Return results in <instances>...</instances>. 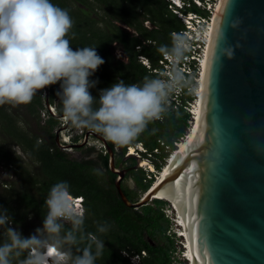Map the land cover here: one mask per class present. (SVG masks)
Masks as SVG:
<instances>
[{
  "label": "trees",
  "instance_id": "obj_1",
  "mask_svg": "<svg viewBox=\"0 0 264 264\" xmlns=\"http://www.w3.org/2000/svg\"><path fill=\"white\" fill-rule=\"evenodd\" d=\"M78 6H70L66 0H52V3L68 11L73 21L69 33L70 47L73 50L82 47H97V53L105 63L101 65L90 80H98L94 88L89 89L91 95L98 99L100 91L112 86L118 80L126 85L140 84L148 78H156L143 65L138 55L145 54L156 66L161 54L158 48L162 45L171 46L172 31L183 27L181 20L170 11L167 0H75ZM101 10V19L91 16V12ZM99 21L104 26H99ZM150 21V24L144 23ZM129 26L133 32L126 31L122 24ZM116 41L121 49L129 55L124 61L113 53ZM141 45L138 50L137 46ZM60 82L38 90L28 104L14 105L5 103L0 105V140L21 146L30 156L38 161V173L28 175V182L23 189L10 187L0 194V208L6 209L16 225H24L30 213L37 215L42 221L47 213L44 204L51 187L67 181L70 193L85 197L84 232L97 236L104 241L103 254L96 260V264H132L129 254L147 251L143 257V264H175L173 257L177 251L175 237L169 235L171 221L167 217L164 206L169 204L163 199L139 208L128 207L119 195L115 185L117 175L109 168L110 151H100L96 159H73L57 145L55 129L60 123L58 116H62V104L57 101ZM48 90L45 96L44 92ZM47 99L50 104H57V115L49 112ZM28 108V116H34L35 124L43 128L45 141L29 128V118L24 116L21 107ZM98 106V105H96ZM12 109V111H11ZM43 111L47 112L45 120ZM191 113L175 103L168 105L162 120L149 123L147 129L131 144L120 147L107 141L113 149L116 166L129 168L122 187L132 201H138L142 193L155 182L152 172L142 167L136 168L140 159L148 158L160 172L166 164V159L178 148V143L187 135L191 126ZM20 122H25L23 127ZM85 133L90 131L83 128ZM76 141H78L76 139ZM142 144L148 153L141 157L128 154V146ZM106 146V144H105ZM80 149L79 144L74 145ZM157 149V151H156ZM94 151L88 147L87 151ZM128 159L126 160V158ZM0 161H11L13 156L5 151L0 142ZM130 161V163H128ZM24 168L23 163H19ZM129 179L136 182L135 187L128 183ZM107 225L106 233L98 232L99 225ZM71 225L65 223V228ZM87 239L79 246L82 248ZM75 251V250H74ZM93 251L95 246L93 245Z\"/></svg>",
  "mask_w": 264,
  "mask_h": 264
},
{
  "label": "clouds",
  "instance_id": "obj_2",
  "mask_svg": "<svg viewBox=\"0 0 264 264\" xmlns=\"http://www.w3.org/2000/svg\"><path fill=\"white\" fill-rule=\"evenodd\" d=\"M72 27L68 11L52 0H0V105L28 104L38 90L60 82L56 95L64 118L73 127L98 133L116 146H127L149 123L163 119L168 98L179 86L178 78L146 77L130 85L118 80L102 89L96 99L89 89L98 80L90 77L105 61L97 47H70ZM186 50L182 34L173 36L171 46L158 48L173 62L181 60ZM44 204L43 226L28 237L12 227L11 215L0 208V264H14V258H21L19 264H96L105 243L84 232L85 197L70 193L68 182L60 181L51 187ZM97 230L106 233L108 226L99 225Z\"/></svg>",
  "mask_w": 264,
  "mask_h": 264
},
{
  "label": "water",
  "instance_id": "obj_3",
  "mask_svg": "<svg viewBox=\"0 0 264 264\" xmlns=\"http://www.w3.org/2000/svg\"><path fill=\"white\" fill-rule=\"evenodd\" d=\"M220 13L207 58L202 137L158 184L155 181L138 201H132L122 187L129 168L116 166L115 153L107 141L98 133H85L84 130L79 135L84 141L79 145L90 139L103 144L106 151L108 147L109 168L117 175L115 185L119 195L128 207L136 209L154 199H162L158 196L164 188L176 186L192 169L185 193L190 206L188 231L193 234L196 245L194 264H245L248 260L261 264V244L264 243V0H227ZM122 27L133 32L131 28ZM119 58L128 61L129 55L121 49ZM56 141L63 146L58 131ZM163 200L174 206L171 201ZM241 229L249 235L246 244L252 249L251 253L237 240ZM205 247L206 256L203 255Z\"/></svg>",
  "mask_w": 264,
  "mask_h": 264
},
{
  "label": "built area",
  "instance_id": "obj_4",
  "mask_svg": "<svg viewBox=\"0 0 264 264\" xmlns=\"http://www.w3.org/2000/svg\"><path fill=\"white\" fill-rule=\"evenodd\" d=\"M168 8L173 12L182 22L183 27L180 29H175L172 31V37L175 34H182L186 38L187 50L185 51L183 57L178 62H173L161 55L159 58L158 65H154L150 58L145 54L140 53L138 55L139 61L147 67L149 72L156 75V78H163L166 80H171L174 76L178 78V88L174 90L169 98L168 105L175 103V107L178 105H184V107L191 113L192 120L196 118L194 112L195 106L200 98L198 92V87L200 82H202L204 74V66L207 61L208 53L207 50H210L211 40L213 32L216 25V18L219 14L222 0H167ZM137 49H141V45L137 46ZM209 54V53H208ZM48 87V86H47ZM58 91H61L60 85ZM46 96V91L44 92ZM57 101H60V98L57 96ZM47 108L50 113L57 115V104L47 105ZM43 116L48 118L47 112H43ZM63 116V115H62ZM61 116V117H62ZM64 117V116H63ZM62 117V118H63ZM64 119V118H63ZM65 122V121H64ZM70 122L66 120L63 123L61 129H67L68 133L63 140V147L72 145L74 147L77 143H72V138L76 135H80L84 129L75 128L72 125H68ZM57 132V130L55 131ZM76 133V134H74ZM188 135V134H187ZM186 135V136H187ZM79 138V137H78ZM84 138V137H80ZM77 142L76 140H74ZM142 145V144H141ZM180 145V143H178ZM143 146V145H142ZM142 150H147L145 147H142ZM60 147V146H59ZM131 150V148H130ZM135 150V149H134ZM137 151V149L135 150ZM137 155L142 156V151L138 149ZM157 151V149H156ZM141 153V154H140ZM139 157V156H138ZM144 159V158H143ZM147 162L152 163L150 159L146 158ZM168 159H166L167 161ZM147 166V165H142ZM156 176V175H155ZM81 197L78 198L80 200ZM171 204V203H170ZM173 206V205H172ZM175 208L174 206L172 207ZM85 210V208H83ZM172 209V210H173ZM174 211V210H173ZM172 218L180 228L179 231H176L173 236L176 238V235L182 238V247L175 253L173 257L175 264H181L182 261L188 262V248L186 246L185 237L181 233L182 227L180 225L179 215L175 212ZM184 228V227H183ZM169 233L171 231L169 230ZM172 235V233L170 234ZM179 245V244H178ZM125 256H129L132 264H143L142 259L147 255V251L143 250L141 253L129 254L126 251L122 252ZM182 254V259L180 260L178 254ZM177 255V256H176Z\"/></svg>",
  "mask_w": 264,
  "mask_h": 264
},
{
  "label": "rangeland",
  "instance_id": "obj_5",
  "mask_svg": "<svg viewBox=\"0 0 264 264\" xmlns=\"http://www.w3.org/2000/svg\"><path fill=\"white\" fill-rule=\"evenodd\" d=\"M68 2V4L72 7L74 6H78V3L75 1V0H66ZM91 16L97 18V19H101L104 15V12H102L101 10L99 11H95V13H92L91 12ZM150 21H144V23H149ZM99 26H104V23L102 21H99ZM123 26H126L125 23L122 24ZM128 28H131L129 26H126ZM132 29V28H131ZM130 29V30H131ZM116 45L115 46H112L113 47V53L116 54L117 56H119V53H120V50H121V45L119 42L116 41L115 43ZM15 105V104H14ZM12 111V109H11ZM21 111L24 113V116L25 117H28L29 116L27 115L28 114V108L22 106L21 107ZM44 112V111H43ZM63 117V116H62ZM61 116H58V119L60 120V123L59 125L57 126V128L55 129V131L57 130L58 133H59V139L61 141V143L63 142V140L65 139L67 133H68V130L67 129H61V127L63 126V123L66 122V119L62 118ZM44 119L46 120L47 117H44ZM65 121V122H64ZM29 122L31 125H29V128H31L32 130L35 129V132L38 133L41 137L40 141H45V134L43 133V128L40 127L39 129H37V125L35 124V118L34 116H30L29 118ZM20 124L23 126V127H26V124L25 122H20ZM193 124V122H192ZM68 125H71L70 123ZM192 126V125H191ZM190 126V128H191ZM189 128V129H190ZM57 134V132H56ZM76 134V133H74ZM79 137V138H78ZM81 136L79 135H76L72 138V143H77V144H80L84 141V138H80ZM185 137V136H184ZM183 137V138H184ZM183 138L181 139V141L183 140ZM78 140L77 142H75L74 140ZM179 141V143L181 142ZM1 142V145L4 146L5 148V151H9L12 156H13V160L16 163L14 162H9V161H0V194L3 193L6 189H9L10 187H15L16 190H19V189H23L25 188L27 182H28V175H36L38 173V167H39V163L38 161L34 160L30 154L26 151H24L21 146L17 145V144H14L12 142H9L8 140L6 139H1L0 140ZM63 144V143H62ZM58 145V144H57ZM60 145H58L59 147ZM87 146L88 147H94V151H87ZM63 151L67 152L69 157L73 158V159H82V158H89V159H96L97 158V155L100 151H103L104 153H106V149L105 147L103 146V144L101 143H98L96 141H93V140H90L88 139L87 143L82 145V147L80 149H75V147H73L72 145H68V146H65V147H60ZM135 149V148H134ZM137 149V151H135ZM136 149L134 150L135 153H130V149H128V154H133L134 156L136 157H140V155L138 154L137 155V152L138 149L140 151H142V148L140 145H138L136 147ZM120 147H118L117 149V153L119 154V151H120ZM142 153V152H141ZM140 153V154H141ZM119 156H115V158H118ZM128 159V157L126 158V160ZM168 159V158H167ZM170 159V157H169ZM144 159H141V161L138 163L139 167H142L146 173L147 171H153L151 170L148 166H142V162H143ZM169 160L166 161V164L168 163ZM23 163L24 165V168H21L19 166V163ZM130 163V161L128 162ZM152 164V163H150ZM153 165V164H152ZM165 166V165H164ZM153 167L155 168L156 172H152L153 175L156 174V176L154 175V177L156 178V180L158 179V175L159 173L161 172H158L157 171V168L153 165ZM164 168V167H163ZM129 185L131 187H135L136 186V182L135 180L133 179H129L128 181ZM144 195V193H142V196ZM166 201V200H165ZM152 202V201H151ZM168 202V201H167ZM169 203V202H168ZM164 211L167 215V217L170 219L171 221V228H170V231L172 233V235L176 232V231H179L178 228H180L175 222H173V216L176 215V211L172 208L171 204H167L164 206ZM174 211H173V210ZM27 219V222L24 224V225H16L14 222L12 224V227L14 228H18V230L25 236V237H28L32 234L35 233V230L37 228H42L43 226V223L42 221L37 217V215L33 214V213H30L29 216L26 218ZM169 233V231H168ZM169 233V235L171 234ZM2 238V237H0ZM176 244L177 246L179 247V249H181L182 247V244H181V240L182 238H180L179 236L176 235ZM179 244V245H178ZM177 256V255H176ZM178 257L179 259L181 260L182 259V254H178ZM19 259L21 258H14V264H19ZM182 263L181 264H188V262H184V260H181Z\"/></svg>",
  "mask_w": 264,
  "mask_h": 264
},
{
  "label": "bare ground",
  "instance_id": "obj_6",
  "mask_svg": "<svg viewBox=\"0 0 264 264\" xmlns=\"http://www.w3.org/2000/svg\"><path fill=\"white\" fill-rule=\"evenodd\" d=\"M224 0H222L221 7L219 10V14L217 15L216 21L217 23L220 20L221 16V10L222 7H224ZM216 23V24H217ZM216 27V25H215ZM208 53L210 50H207ZM206 55H209V54ZM210 56V55H209ZM208 56V57H209ZM203 70V80L200 82L199 87H198V92L200 94V98L195 106L194 112L196 114L195 120H193V124H191V128L189 129L188 133L189 135L185 136L183 140L180 142V145L172 153V156L170 157L169 161L167 164H165L164 169L161 170L163 173H159L158 179L155 180L156 184H158L169 172L170 170L175 167L177 163H179L185 156H187L191 150L194 148L196 143L198 142L199 139L202 137V128H201V117H202V112H203V105H204V96H205V85H206V78H207V72L209 69V60L207 59L205 66ZM135 153L134 148H131L130 153ZM142 165H147L151 170L156 172L155 168L153 167L152 164L147 162V160H143ZM192 175V169H190L189 172L185 173L184 176L178 180L176 183V186L170 185L169 187H165L164 190L160 193L158 198L162 199H167L171 201L175 208L174 210L178 213L179 215V220H180V225L182 227L181 235L183 236V239L185 237V242L186 246L188 248V260L189 264H194V255L196 251V245L194 241V236L192 233L188 231L189 226L191 225L190 223V217H189V212H190V206L188 203V197L185 193V190L187 192V187L188 185L186 184L187 178L191 177ZM172 206V205H171ZM173 207V206H172ZM177 208V209H176Z\"/></svg>",
  "mask_w": 264,
  "mask_h": 264
},
{
  "label": "snow or ice",
  "instance_id": "obj_7",
  "mask_svg": "<svg viewBox=\"0 0 264 264\" xmlns=\"http://www.w3.org/2000/svg\"><path fill=\"white\" fill-rule=\"evenodd\" d=\"M225 2V5L227 4V0H224ZM249 239V235L247 233L246 230L244 229H241V232H240V235L237 236V240L240 241V243L242 244V246H244V249L246 252H252V249L247 247V244H246V241ZM261 254H260V261H261V264H264V243L261 244ZM215 251V250H214ZM203 255H207V248L205 247V249L203 250ZM253 255H255L253 253ZM239 259V257L237 258ZM245 264H255V261L254 260H248L245 262Z\"/></svg>",
  "mask_w": 264,
  "mask_h": 264
}]
</instances>
